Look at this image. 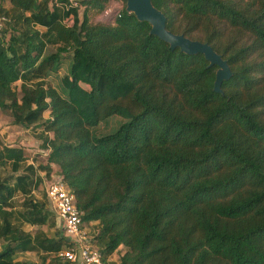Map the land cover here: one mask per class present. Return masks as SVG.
Listing matches in <instances>:
<instances>
[{
  "label": "trees",
  "instance_id": "obj_1",
  "mask_svg": "<svg viewBox=\"0 0 264 264\" xmlns=\"http://www.w3.org/2000/svg\"><path fill=\"white\" fill-rule=\"evenodd\" d=\"M50 1L0 6V110L40 126L49 150L35 167L22 147L0 146L12 173L0 179V264H34L17 259L26 252L71 264L58 256L67 241L54 214L33 196L38 170L61 175L82 228L96 223L87 234L102 264H264V0H152L168 30L227 60L222 93L216 65L172 50L125 5L93 23L90 10L109 0ZM113 116L125 121L99 134ZM52 216L55 237L21 227Z\"/></svg>",
  "mask_w": 264,
  "mask_h": 264
},
{
  "label": "rangeland",
  "instance_id": "obj_2",
  "mask_svg": "<svg viewBox=\"0 0 264 264\" xmlns=\"http://www.w3.org/2000/svg\"><path fill=\"white\" fill-rule=\"evenodd\" d=\"M125 5V0H109L108 5L104 11L96 12V10H90L89 17L91 22H104L110 23L113 21V17L115 16L116 12H118L122 6ZM6 9L10 7L7 1H5ZM83 7L80 8V12H83ZM106 11V12H105ZM80 13V14H81ZM55 47L48 46L45 50V54H48L54 51ZM66 71V66L60 69L59 76ZM53 84L58 83L59 77H55L54 75L52 78L50 77ZM19 82L15 83V88H18ZM20 95V92H19ZM45 118L48 116L47 113L44 115ZM111 118V119H110ZM108 118L107 121L102 122L96 129L99 134L102 133H110L115 131L118 126L125 121L123 118L119 116H113ZM43 135L41 134V127L36 125L33 127H22L13 123L12 118L3 113L0 110V146H14V147H22L24 149V154L27 159V163L33 164L35 167L38 165H44L46 163L47 157V150H43L42 146ZM56 168V167H54ZM54 170V169H53ZM37 173L42 176V183L38 185V187L33 191V196L39 201L45 202L47 205V198L45 193V179L48 180V176L41 171H37ZM44 175H43V174ZM11 170L9 165L0 164V179L1 178H9L11 176ZM23 200V197L20 194H17L14 198V202L19 204ZM22 208H15V210H21ZM52 217L49 218V222L46 225H36V226H29L27 224H21L22 229L25 231H29L31 234L35 235L40 232H43L49 237L56 236V229L51 224ZM90 226V227H89ZM89 226H85L84 230L89 234V231L96 226V223H92ZM93 228V229H94ZM6 241L0 239V250L5 244ZM124 251L123 247H120L112 256V258L118 259L119 255ZM17 259H26L28 261L34 262V264H43L41 255L39 253L34 252H26L20 254ZM49 259V258H48ZM47 261V260H46Z\"/></svg>",
  "mask_w": 264,
  "mask_h": 264
},
{
  "label": "built area",
  "instance_id": "obj_3",
  "mask_svg": "<svg viewBox=\"0 0 264 264\" xmlns=\"http://www.w3.org/2000/svg\"><path fill=\"white\" fill-rule=\"evenodd\" d=\"M2 1L0 0V6ZM50 4L52 6L64 4L66 7H78L80 0H51ZM7 21L8 18L5 15H0V30ZM47 151L49 152V150ZM45 181L48 209L54 214L67 241V246L58 253V256L71 264H102L99 251L93 246L90 236L81 227V216L75 207L74 196L63 182L61 175L57 171H53Z\"/></svg>",
  "mask_w": 264,
  "mask_h": 264
},
{
  "label": "water",
  "instance_id": "obj_4",
  "mask_svg": "<svg viewBox=\"0 0 264 264\" xmlns=\"http://www.w3.org/2000/svg\"><path fill=\"white\" fill-rule=\"evenodd\" d=\"M125 10L134 14L139 21L149 23L150 34L167 43L172 50L177 48L188 55L202 54L209 62V66L216 65L213 90L222 93V82L232 76V71L227 60L218 54L211 45L168 30L164 13L153 5L152 0H125Z\"/></svg>",
  "mask_w": 264,
  "mask_h": 264
},
{
  "label": "crops",
  "instance_id": "obj_5",
  "mask_svg": "<svg viewBox=\"0 0 264 264\" xmlns=\"http://www.w3.org/2000/svg\"><path fill=\"white\" fill-rule=\"evenodd\" d=\"M47 154H48V152H47ZM27 225H29V224H27ZM29 226H31V225H29ZM59 228H60V227H59ZM113 255H114V253L108 258L109 261H117V259L112 258ZM18 260H19V259H18Z\"/></svg>",
  "mask_w": 264,
  "mask_h": 264
}]
</instances>
